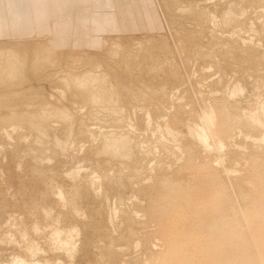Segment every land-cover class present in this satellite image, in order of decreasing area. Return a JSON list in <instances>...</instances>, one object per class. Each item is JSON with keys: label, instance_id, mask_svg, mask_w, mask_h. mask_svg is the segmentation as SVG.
I'll list each match as a JSON object with an SVG mask.
<instances>
[{"label": "rangeland", "instance_id": "374dc122", "mask_svg": "<svg viewBox=\"0 0 264 264\" xmlns=\"http://www.w3.org/2000/svg\"><path fill=\"white\" fill-rule=\"evenodd\" d=\"M151 1V28L111 37L138 58L100 67L102 103L64 84L67 64L3 89L30 93L27 121L0 109V264H220L225 244L264 264V0ZM218 224L231 238L206 236Z\"/></svg>", "mask_w": 264, "mask_h": 264}, {"label": "bare ground", "instance_id": "6f19581e", "mask_svg": "<svg viewBox=\"0 0 264 264\" xmlns=\"http://www.w3.org/2000/svg\"><path fill=\"white\" fill-rule=\"evenodd\" d=\"M46 38H48V37H46ZM46 38H34V39H29V40H35L34 41V44H30V43H32V42H30L29 40H27V39H24V40H11V41H9V42H4V41H2L3 42V45L2 46H0V109L1 110H6V109H8V110H11L10 112V114L9 115H7V114H5L4 116V118H6V119H20V123H21V120H25L24 119V117H25V115H23L22 113H19L20 111H19V105H21L23 102L24 103H27L25 100H26V95H27V92L26 91H28V93H30L29 92V90H27L26 89V91H24V89L23 90H21V91H18L19 92V94L15 91V90H11V91H4L3 89H7V88H11V87H14V86H25V83H27L28 81H30L32 78H35L36 76L38 77L39 75H40V73L41 72H43L44 70H46V69H48V68H52V69H55V68H61L60 67V65H62V64H67V68H65V69H60L59 70V73L60 74H64L65 75V77H62V78H64V79H62V81H64V84L65 85H67L68 86V88H72V87H76V89H77V87H78V89L80 90V91H78V92H81V89L80 88H83V89H85V87H88V91H87V93H89L90 94V96L88 97V95L89 94H85V92L86 91H84L83 89H82V94L81 95H83L84 94V96L86 95V97H88L89 99H90V97L93 99L94 98V102H92V101H89V102H91V104L93 105V103L95 104V102H97V104L96 105H98L99 104V101L102 99V98H105V97H101V95H100V93H102V91L100 92V93H98L97 94V92H98V89L99 88H97V83L99 82L100 84H102L103 82H101V81H105L106 80V82L108 81V77L110 76V74H109V72H104V73H102V76L101 75H98V73H99V71H100V67H103V70H105V65H106V62L108 63V61H109V58L112 60V58L114 59V56H116L117 54H119L120 52H123L124 54H126L127 55V57H128V55L130 54V55H135L134 56V58H131L130 60H132V59H135V58H138V57H136L137 55H138V53L137 54H135V53H133V52H136V51H134L132 48H126V46L125 45H127V44H124V41L122 40V39H115V38H113V39H111V38H109V37H106V38H104L103 39V43H102V45H104L106 48H108V51H109V55L106 57L108 60H105L104 58H105V56H104V60H103V63H102V60H100V59H97V58H95V53L93 52V51H90V50H69V53H64L62 50H56V49H53L52 47H51V45H50V43H49V41H48V39H46ZM117 38V37H116ZM134 41H135V39H134ZM139 43H140V41H138ZM138 43V44H139ZM30 44V45H29ZM102 48V47H101ZM122 50V51H121ZM133 53V54H132ZM123 54V55H124ZM67 55V56H66ZM122 55V54H121ZM126 55H125V58L126 59H128L127 57H126ZM110 56V57H109ZM112 57V58H111ZM121 57V56H120ZM124 58V57H123ZM124 58V61L126 60ZM113 61H115V60H113ZM112 61V62H113ZM109 62H111V61H109ZM70 63V64H69ZM125 63H126V61H125ZM128 63H129V61H128ZM108 65H112V64H109L108 63ZM115 65H116V63H115ZM120 65H122V64H120ZM128 66H130L131 65V63H129V64H127ZM79 67L80 68H85L84 70L82 69V70H80L79 69ZM87 67V68H86ZM102 70V69H101ZM79 71H81V72H79ZM106 71V70H105ZM46 72V71H45ZM101 72V71H100ZM103 72V71H102ZM82 73H85V75H81ZM45 74H47V73H45ZM50 74V73H49ZM60 74H58L56 77H58V78H60ZM80 74V75H79ZM96 74L98 75V76H100V78L101 77H106V78H104L103 80L102 79H100V80H98V82H97V78H98V76H97V78H96ZM49 77V76H48ZM120 77V76H119ZM119 77H116V79L118 78L119 79ZM47 78V77H46ZM50 78V77H49ZM117 79V80H118ZM60 80V79H59ZM58 80V82L59 83H61L60 81ZM57 81V80H56ZM111 81V80H110ZM110 81H108V82H110ZM143 81V80H142ZM144 82V81H143ZM87 83V84H86ZM112 83V82H111ZM111 83H108V86H109V84H111ZM63 84V85H64ZM107 84V83H106ZM112 84H114V83H112ZM103 85V84H102ZM59 86V85H58ZM114 86V85H113ZM19 87V88H20ZM98 87H100L99 86V84H98ZM103 87V86H102ZM101 87V88H102ZM106 87V86H105ZM112 87V86H111ZM14 88H16V87H14ZM64 88H66V87H63L62 89H64ZM68 88H66V89H68ZM114 88V87H113ZM30 89H32L33 91L31 92L32 94L35 92V89H33V88H31L30 87ZM61 89V90H62ZM74 89V88H73ZM77 89V90H78ZM94 89H96L97 90V92L96 91H94ZM102 89H104V88H102ZM106 89V88H105ZM68 90H71V89H68ZM75 90V89H74ZM74 90H71L72 91V93H73V91ZM85 90H87V89H85ZM108 90V89H107ZM112 90H116V89H112ZM109 91H110V88H109ZM108 91V92H109ZM9 93V95H8V93H7V95H4L5 93ZM64 92V91H63ZM66 92H67V90H66ZM77 92V91H76ZM77 92V93H78ZM93 92H96V93H94L93 94ZM112 92V96H113V91H111ZM75 93V92H74ZM76 93V94H77ZM103 93H107V91L105 92H103ZM115 93V92H114ZM117 93V92H116ZM68 94V93H67ZM79 94V93H78ZM77 94V96L76 97H78L79 95ZM95 94H97V96H95ZM72 95H74V94H72ZM92 95V96H91ZM105 94H103V96H104ZM110 95V94H109ZM110 95V96H111ZM115 95V94H114ZM117 95V94H116ZM31 96V95H30ZM29 96V97H30ZM84 96L83 97H81V96H79L80 98H84ZM110 96H109V98H110ZM112 96H111V98H112ZM28 97V98H29ZM33 97V96H32ZM86 97L84 98V100H88V99H86ZM107 97H108V95H107ZM40 98V97H39ZM116 98V97H115ZM120 98V96L118 97L117 96V98H116V100H118ZM78 99V98H77ZM106 99V98H105ZM105 99H103L104 100V102H105ZM113 100H114V97L112 98ZM76 100V99H75ZM91 100V99H90ZM107 100H108V98H107ZM106 100V101H107ZM112 100V101H113ZM120 100V99H119ZM118 100V101H119ZM111 100H109V102L110 103H112V104H114L113 102H112ZM117 101V102H118ZM103 101L101 100V102L100 103H102ZM37 103V102H36ZM107 104H109L108 102H106ZM29 104L30 105H35L34 103H32V102H29ZM96 105H94V106H96ZM26 106H28V105H26ZM54 106V105H53ZM111 106V105H110ZM113 107H114V105H112ZM226 105H224V107H225ZM55 107V106H54ZM58 107V106H57ZM222 105H220V108H221V114H220V118H221V121H222V123H224V124H226V125H229L230 123H232V121H234L233 119H231V117L230 118H228L227 117V115L228 114H226V113H224L223 111H224V109L225 108H223L222 109ZM27 108V107H26ZM25 108V109H26ZM36 108V107H35ZM35 108H34V110H35ZM42 108H44V107H42ZM28 109V108H27ZM39 109V108H38ZM45 109V108H44ZM47 109V108H46ZM45 109V110H46ZM53 109V107H51V108H49V110H52ZM57 109H60V108H57ZM112 109V108H111ZM0 110V111H1ZM33 110V111H34ZM36 110H37V108H36ZM35 110V111H36ZM54 110V109H53ZM64 110V109H63ZM62 110V111H63ZM107 110V109H106ZM114 110V109H113ZM226 110V109H225ZM16 111V112H15ZM39 111V110H38ZM57 111V110H56ZM67 111V110H66ZM227 111V110H226ZM6 112V111H5ZM26 112V110L24 111V113ZM30 112V114L31 113H33V112H31V111H29ZM28 112V113H29ZM48 112V111H47ZM46 112V113H47ZM50 112V111H49ZM54 112H55V110H54ZM58 112V111H57ZM116 112V111H115ZM3 113V112H2ZM1 113V114H2ZM62 113L63 112H61V113H57L58 115L60 114V115H62ZM66 113H68V115H69V111L68 112H66ZM4 114V113H3ZM34 114V113H33ZM43 114H44V112H43ZM50 114H52V112L51 113H49V117H47V119L48 118H51L50 116ZM56 114V115H57ZM101 114V113H100ZM47 115V114H46ZM2 116V118H3V115H1ZM0 116V117H1ZM35 116V115H34ZM39 116V115H38ZM40 116H42V118L44 117L43 115H41V111H40ZM48 116V115H47ZM58 117V116H57ZM62 117V116H61ZM123 117V116H122ZM30 118V117H29ZM28 118V119H29ZM45 118V117H44ZM56 118V117H55ZM74 118V117H73ZM5 119V120H6ZM36 119V118H35ZM47 119H45V120H47ZM62 119V118H61ZM10 120H8V122L9 123H11V121ZM43 120V119H42ZM42 120H41V118L39 119V121H41V123H42ZM2 121H4V120H1V123H2ZM25 121H27V119L25 120ZM39 121H34V120H30V121H28V123H30V128L31 127H35L36 126V123H39ZM212 121V120H211ZM4 122H6V121H4ZM7 122V123H8ZM18 122L19 121H17V124H18ZM8 123V124H9ZM12 123H14V121L12 120ZM20 123L18 124V125H20ZM27 123V122H26ZM27 123V124H28ZM41 123H39V125L38 126H40V124ZM43 123H44V121H43ZM72 123V122H71ZM3 124H5V123H3ZM3 124H1L2 126H3ZM15 124H16V122H15ZM14 124V125H15ZM16 124V125H17ZM45 124V123H44ZM0 125V126H1ZM12 125V124H11ZM17 125V126H18ZM22 125H25L24 124V122H23V124ZM21 125V126H22ZM45 125H50L49 123H46ZM43 126V127H38L37 126V128L38 129H40L39 131H41V129L42 130H45L46 128H47V126ZM28 126V125H27ZM42 126V125H41ZM16 127V126H15ZM12 128V127H11ZM37 128L35 129V128H33V130H37ZM2 129V128H1ZM49 129V128H48ZM47 131V130H46ZM46 131H44V132H46ZM42 132V131H41ZM21 133V132H20ZM44 134V133H43ZM39 135H40V133H39ZM45 135V134H44ZM40 136H42L41 138H43V135L41 134ZM38 139V138H37ZM36 139V140H37ZM39 140H40V138H39ZM38 143V142H37ZM105 144V143H104ZM64 145V144H63ZM110 146V145H109ZM118 148V147H117ZM120 148V147H119ZM105 149H107V148H105ZM117 150V149H116ZM119 150V149H118ZM122 150V149H121ZM107 151H109V150H107ZM117 152V151H116ZM127 154V153H126ZM1 171V170H0ZM171 183V182H170ZM170 183H168V181H167V185L169 184L170 185ZM169 185H168V187H169ZM171 188H173V187H171ZM218 193H219V191H218ZM187 195V194H186ZM189 195V194H188ZM176 196V195H175ZM174 199V198H173ZM174 201H175V199H174ZM173 204H175V203H173ZM172 204V205H173ZM171 205V206H172ZM170 206V207H171ZM221 206V205H220ZM169 209V208H168ZM263 212V211H262ZM170 214V213H169ZM254 214V213H253ZM264 214V213H263ZM262 214V215H263ZM258 215V214H257ZM260 215V214H259ZM263 218V217H262ZM259 219H260V217H259ZM257 219H255L254 221H256ZM219 221V220H218ZM224 221V220H223ZM215 222H217L216 220H215ZM214 222V223H215ZM239 222V221H238ZM258 222V221H257ZM218 223V222H217ZM220 223V222H219ZM221 223H222V221H221ZM235 223V222H234ZM212 224V223H211ZM257 224V223H256ZM214 225V224H213ZM215 225H217V224H215ZM219 225V224H218ZM240 225H241V223H240ZM255 225V224H254ZM206 226V225H205ZM210 225H208V227H209ZM222 226V225H221ZM235 227V229H236V225H234ZM213 226H211V228H212ZM220 227V225L218 226V227H216L215 226V228L216 229H218ZM241 227V226H240ZM256 227V226H255ZM257 227H258V225H257ZM256 227V228H257ZM263 228H261V226L259 227V228H261L260 229V231H263V229H264V226H262ZM211 228H209V229H211ZM215 228H212V229H215ZM228 228V227H227ZM242 228V227H241ZM255 228V229H256ZM201 229V228H200ZM200 229H199V231H198V233L200 232ZM243 229V228H242ZM254 229V230H255ZM220 230H222L223 231V229H222V227H221V229H218V230H216V232H217V234H216V232L213 230V232L212 231H210L208 234L209 235H206V236H212V233H215V234H213L214 236H216L217 237V239L219 238H221V240H222V238L223 237H225V232H223L222 233V231L220 232ZM238 230V229H237ZM60 231V230H59ZM58 231V232H59ZM201 231H203L202 229H201ZM229 231H234V230H229ZM229 231H226V232H229ZM238 231H241L240 229L238 230ZM204 232H208V231H204ZM203 232V234L205 235V233ZM220 234H219V233ZM234 233H236V231L234 232ZM263 233V232H262ZM195 233H193V235H194ZM202 234V232H201V234H199V235H203ZM229 234H230V232H229ZM240 234V233H239ZM259 234H261L260 232H259ZM259 234L257 233V235H258V237H260L261 238V240H260V244L262 245L261 247H263L264 248V240H262V237H264V235L261 237V236H259ZM199 235L198 234H196V236L197 237H199ZM237 235V234H236ZM229 236V235H228ZM228 236H226V237H228ZM232 236V235H231ZM235 236V235H234ZM215 237V238H216ZM226 237H225V239H226ZM230 237V236H229ZM228 237V238H229ZM236 237H239L238 235L236 236ZM207 238V237H206ZM205 238V239H206ZM231 238V237H230ZM234 238V237H233ZM241 238V237H240ZM259 238V239H260ZM208 240H210L209 238H207ZM212 239V238H211ZM239 239V238H238ZM208 240H205V242H207ZM213 241L215 240L214 238L212 239ZM229 240H231L232 241V239H229ZM228 239H227V242L229 241ZM234 240H236V239H233V241ZM211 241V240H210ZM223 241V240H222ZM222 241H220V244H218V246L220 247V248H222L223 247V245H221V242ZM238 241V240H237ZM218 242H219V240H218ZM227 242H225V243H227ZM200 243H201V241H200ZM210 243V242H209ZM217 243V242H216ZM224 243V244H225ZM231 244L232 242H228L227 244ZM235 243H236V241H235ZM234 243V245H236V244H240V245H242L241 247V250L244 248V249H246V247H245V245H243V244H241V243H239V241H238V243H236L235 244ZM208 244V243H207ZM211 244V243H210ZM233 244V243H232ZM231 244V245H232ZM209 245V244H208ZM208 245H207V247H208ZM212 245V244H211ZM214 246H215V244H214ZM214 246H212L213 248H214ZM226 246V244L224 245V247ZM228 246V245H227ZM223 247V250H225V251H227L226 252V254L228 255L229 254V256H232L231 254H233V252H234V250L235 249H233L234 247H232V248H230L229 246V248H227L226 247V249ZM236 247H239V246H236ZM178 248V247H177ZM240 248V247H239ZM204 249H206V247L204 248ZM215 249V248H214ZM219 249V248H218ZM244 249L242 250V251H244ZM206 250H208V248L206 249ZM204 251L205 253L207 252V251ZM223 250H218V251H220V253L217 255V248H216V250H214L212 253H214L215 252V254L217 255L216 257H219L220 259H221V255H222V252L221 251H223ZM238 248H236V251L237 252H235V254L234 255H236V253L237 254H239V252L241 253V250L238 252ZM209 251H210V249H209ZM225 251H223V252H225ZM212 253H209V254H212ZM249 253V252H248ZM209 254H208V256L207 257H209ZM221 254V255H220ZM226 254H223L222 255V258L224 257V260L227 262V260L228 259H230V258H232V257H230L229 258V256H227V260H226V256H224V255H226ZM243 253H241L240 255H242ZM245 254V253H244ZM206 255H207V253H206ZM211 256V255H210ZM212 256H213V254H212ZM210 257V259L211 258H213L214 259V261H215V259H217V258H215V256H213V257ZM236 256H238L239 258H241L239 255H236ZM250 256V255H249ZM234 257V256H233ZM251 257V256H250ZM175 258H176V256H175ZM210 259H206V260H210ZM219 259V260H220ZM242 259V258H241ZM241 259H235L234 258V260H238L237 262H232L231 261V259L230 260H228V263H226L224 260H223V262H225L226 264H229V261H231V263L230 264H235V263H238V264H240V263H242V261H241ZM254 259V258H253ZM252 259V261L253 262H255L254 260ZM222 260V259H221ZM220 260V264H221V261ZM233 260V261H234ZM217 261V260H216ZM209 262V261H208ZM212 262H213V260H212ZM222 262V264H224ZM244 262V261H243ZM249 262H251V261H249ZM252 263V262H251ZM250 263V264H251ZM209 264V263H208ZM213 264V263H212ZM214 264H216L215 262H214ZM218 264V263H217ZM253 264V263H252Z\"/></svg>", "mask_w": 264, "mask_h": 264}, {"label": "crops", "instance_id": "0c3cea01", "mask_svg": "<svg viewBox=\"0 0 264 264\" xmlns=\"http://www.w3.org/2000/svg\"><path fill=\"white\" fill-rule=\"evenodd\" d=\"M151 3V0H0V42L48 37L56 50L94 51L106 37L129 36L151 28L147 20L154 13Z\"/></svg>", "mask_w": 264, "mask_h": 264}]
</instances>
